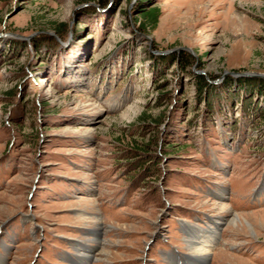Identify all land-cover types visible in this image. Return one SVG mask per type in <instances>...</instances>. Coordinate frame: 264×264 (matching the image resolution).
I'll list each match as a JSON object with an SVG mask.
<instances>
[{
    "label": "rangeland",
    "instance_id": "rangeland-1",
    "mask_svg": "<svg viewBox=\"0 0 264 264\" xmlns=\"http://www.w3.org/2000/svg\"><path fill=\"white\" fill-rule=\"evenodd\" d=\"M256 80L264 0H0V264H264Z\"/></svg>",
    "mask_w": 264,
    "mask_h": 264
},
{
    "label": "trees",
    "instance_id": "trees-1",
    "mask_svg": "<svg viewBox=\"0 0 264 264\" xmlns=\"http://www.w3.org/2000/svg\"><path fill=\"white\" fill-rule=\"evenodd\" d=\"M148 10H143V15H145L146 16V18H147V16H148ZM156 21V19H154V22ZM14 42V44H15V48H20V46H25V41L24 40H20V41H16V40H14L13 41ZM36 47L37 46V43L35 42V39L34 40H32L31 39V47ZM183 55V54H182ZM185 56H187V58H188V55H185ZM178 59V58H177ZM186 59V58H185ZM183 61L184 62H182V65L184 66V67H187L188 65H189V63H190V61H189V59H187V60H184L183 59ZM204 77V76H203ZM196 79H197V81H196V84H197V87L199 88V89H202V88H206V85H207V83L206 82H204V78H202V75H199V76H197L196 77ZM245 78H243V79H241V80H238V81H240V82H246V84L247 83H249V82H247V79L246 80H244ZM237 81V82H238ZM257 81V84H259V87L261 86H264V81H261V80H256ZM240 82H238V84H240ZM224 84L223 85H229V84H231L230 83V81H228V80H226V81H224L223 82ZM209 85V84H208ZM211 103H209V102H207V105H206V107H208V108H210V109H212V106L210 105ZM208 108H206L207 110H208ZM218 108V107H217ZM219 109H220V107H219ZM206 112V111H205ZM206 116L208 115L207 113L205 114ZM211 115V114H210ZM208 117H209V115H208ZM207 117H205V119H206ZM205 123H207L206 124V127H211V126H213V125H211V124H209V118L208 119H206L205 120ZM212 128V127H211ZM208 130H209V128H208ZM207 129H206V131H208ZM174 145H170V147H173Z\"/></svg>",
    "mask_w": 264,
    "mask_h": 264
},
{
    "label": "bare ground",
    "instance_id": "bare-ground-1",
    "mask_svg": "<svg viewBox=\"0 0 264 264\" xmlns=\"http://www.w3.org/2000/svg\"><path fill=\"white\" fill-rule=\"evenodd\" d=\"M242 221H244L246 224L250 225L249 222L246 221L245 219V216L243 215H235L232 217V219L229 221V225H233V226H239L240 224H242ZM243 225V224H242ZM201 230V229H200ZM200 233L196 234V238L197 240L201 238V236L205 233H207L204 228H202L201 231H199ZM202 232H205L202 234ZM206 235V234H205ZM192 245L194 244L193 242H191ZM199 243V242H198ZM198 243H195V246H196V254L199 256H202L204 253H207L209 251V249L213 246V242H211L210 239L206 238L205 240H200V243L198 246L197 244ZM212 243V244H211Z\"/></svg>",
    "mask_w": 264,
    "mask_h": 264
}]
</instances>
